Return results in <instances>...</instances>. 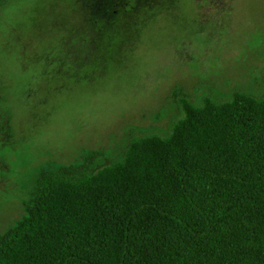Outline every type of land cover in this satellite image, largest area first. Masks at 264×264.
Returning <instances> with one entry per match:
<instances>
[{
	"label": "rangeland",
	"instance_id": "1",
	"mask_svg": "<svg viewBox=\"0 0 264 264\" xmlns=\"http://www.w3.org/2000/svg\"><path fill=\"white\" fill-rule=\"evenodd\" d=\"M175 84L193 99L257 95L264 0H1L0 231L42 166L99 148L95 171L130 132L165 129L153 116Z\"/></svg>",
	"mask_w": 264,
	"mask_h": 264
},
{
	"label": "trees",
	"instance_id": "2",
	"mask_svg": "<svg viewBox=\"0 0 264 264\" xmlns=\"http://www.w3.org/2000/svg\"><path fill=\"white\" fill-rule=\"evenodd\" d=\"M164 114L95 171L99 148L42 166L0 264H264V86L193 99L175 84Z\"/></svg>",
	"mask_w": 264,
	"mask_h": 264
},
{
	"label": "clouds",
	"instance_id": "3",
	"mask_svg": "<svg viewBox=\"0 0 264 264\" xmlns=\"http://www.w3.org/2000/svg\"><path fill=\"white\" fill-rule=\"evenodd\" d=\"M63 133V129L56 127V126H50L47 130H46V134L50 137H57L60 136Z\"/></svg>",
	"mask_w": 264,
	"mask_h": 264
}]
</instances>
